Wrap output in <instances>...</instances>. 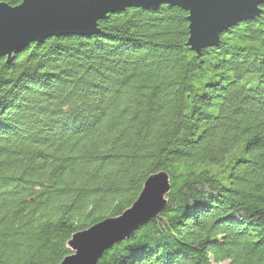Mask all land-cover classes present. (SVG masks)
I'll list each match as a JSON object with an SVG mask.
<instances>
[{
    "label": "trees",
    "instance_id": "obj_1",
    "mask_svg": "<svg viewBox=\"0 0 264 264\" xmlns=\"http://www.w3.org/2000/svg\"><path fill=\"white\" fill-rule=\"evenodd\" d=\"M262 8L200 54L162 5L0 57V264H60L162 171L165 210L98 264H264Z\"/></svg>",
    "mask_w": 264,
    "mask_h": 264
},
{
    "label": "water",
    "instance_id": "obj_2",
    "mask_svg": "<svg viewBox=\"0 0 264 264\" xmlns=\"http://www.w3.org/2000/svg\"><path fill=\"white\" fill-rule=\"evenodd\" d=\"M176 6L188 13L187 45L197 54L220 44L231 27L263 13L264 0H23L11 6L0 1V57L8 62L32 43L51 37L88 36L99 32V21L127 8L156 10ZM171 191L166 172L150 175L137 200L121 215L108 217L76 232L68 242L72 254L60 264H98L115 244L128 239L167 207Z\"/></svg>",
    "mask_w": 264,
    "mask_h": 264
}]
</instances>
